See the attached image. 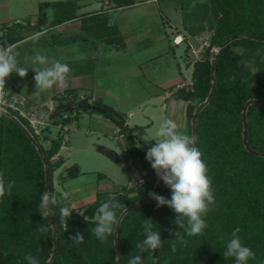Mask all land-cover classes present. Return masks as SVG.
Wrapping results in <instances>:
<instances>
[{
	"label": "trees",
	"instance_id": "1",
	"mask_svg": "<svg viewBox=\"0 0 264 264\" xmlns=\"http://www.w3.org/2000/svg\"><path fill=\"white\" fill-rule=\"evenodd\" d=\"M73 1H40L33 23L29 19L1 22L0 41L7 46L21 37L17 28L43 26L49 6L54 9L53 24L72 17L75 7L67 3ZM114 2L123 6L134 0ZM197 2L196 11L193 14L189 8L182 25L188 33L201 34L197 9L204 10L210 45L193 63L192 87L176 89L187 100L190 125L182 139L189 157L179 168L182 185L148 192L123 184L115 193L98 191L82 211H75L53 185V172L62 162L53 156L62 133L50 137L42 129L41 137L49 140L44 144L24 117L11 109L9 114L0 110V264H45L54 245L50 264H115L118 258V264H264V155L260 153L264 151V39L242 36L264 37V0ZM211 45L218 50L212 52ZM210 92L195 122L201 179L187 192L199 173L191 117ZM252 98L261 102H248ZM56 100L57 106L75 102L65 95ZM94 104L103 107L119 127L126 155L143 162L144 151L123 113L99 101ZM243 110L249 148L243 142ZM75 111L79 107L51 121L69 123ZM45 166L50 176L46 210ZM153 177L149 170L144 186L151 185ZM141 199L139 205L130 206Z\"/></svg>",
	"mask_w": 264,
	"mask_h": 264
},
{
	"label": "crops",
	"instance_id": "2",
	"mask_svg": "<svg viewBox=\"0 0 264 264\" xmlns=\"http://www.w3.org/2000/svg\"><path fill=\"white\" fill-rule=\"evenodd\" d=\"M152 2L134 0L121 6L115 5L114 0H74L67 6L75 7V14L54 24L50 22L54 18V9L49 6L47 22L43 26L17 28L21 37L7 45L5 60L9 85L26 93L38 105L51 103L52 108L58 107L56 98L65 95L67 99H74L73 103L99 101L123 113L137 146L144 151L143 162L128 157L121 137V152L125 154L126 164L135 165L139 176L151 170L159 177L160 169L174 173V169L189 158L182 141L190 132L187 100L177 95L175 83L192 76L193 63L187 55L185 40L181 50L178 45L182 42L173 41L175 35L186 37L190 34L182 25L184 15H180L174 5L176 15H170L163 6L158 4V8ZM135 7L148 13L157 8V12L152 10L159 24L154 36H150L143 25L150 17L145 16L146 20L139 21L136 17L140 15L127 13ZM10 19L7 11L2 14L0 23ZM35 19L36 15L29 19L30 23ZM81 98L87 101H79ZM92 111L73 112L67 123L69 129L78 128V121L82 120L85 131L98 134L97 138L101 134L109 135L111 125L109 128L101 126L107 117L105 109ZM110 120L113 123L111 134L115 137L119 135V127ZM46 132L55 137L59 128L54 136L49 133V128ZM143 135L145 139H142ZM64 146L65 143H61L53 156L62 159L57 169L64 163L60 156ZM97 152L109 160H121L111 142H102ZM75 165L68 167L72 175L78 171ZM73 169L74 173H71ZM173 177L168 175L164 181L169 179L172 183ZM53 185L65 197L54 181ZM65 193L68 195L67 191ZM86 204L71 208L82 210Z\"/></svg>",
	"mask_w": 264,
	"mask_h": 264
},
{
	"label": "rangeland",
	"instance_id": "3",
	"mask_svg": "<svg viewBox=\"0 0 264 264\" xmlns=\"http://www.w3.org/2000/svg\"><path fill=\"white\" fill-rule=\"evenodd\" d=\"M197 1H203V0H153L152 5L160 4L163 6V9L168 14L176 15V11H174L173 6L174 5L177 9V12L181 15H184V19H186V14L188 9L193 12L195 8V3ZM40 0H8V1H2L0 0V18L2 14H5L7 11H9L10 18L12 19H19V20H28L31 19L33 16L37 14L38 11V3ZM198 3V2H197ZM192 6V8H191ZM145 7V6H143ZM159 8V7H158ZM157 8L151 9V13L145 12L143 8L141 7H135L127 10V13L130 15H140L136 17L139 21H144L147 18L150 17L146 24H143L147 30L150 36H154L159 30V24L156 23L157 19L155 17V12ZM197 9V8H196ZM154 10V11H152ZM201 11V12H200ZM204 10H201V8L197 9V13L200 14V21L197 24H201L202 35L209 36L211 29L207 27L208 25V19L205 17L203 18V12ZM157 12V11H156ZM139 13V14H138ZM148 13V14H147ZM152 17V18H151ZM196 24V25H197ZM194 25V24H193ZM167 28V26H166ZM0 33V37L1 34ZM183 46V42L178 45V50H181ZM0 47H4V44L0 41ZM27 58L26 60H28ZM26 95V93L22 92ZM28 96V95H27ZM37 104V103H36ZM95 105V104H94ZM78 107V106H77ZM100 107V106H99ZM92 110L90 109H84L79 107L80 113H91ZM93 113H98L97 111H92ZM58 115V114H57ZM57 115L53 116V118L57 117ZM102 117H106L103 113ZM51 119L45 118L43 122H40L39 126L44 131H46L47 128H49V133L54 136L57 133L58 128L56 125L51 121ZM78 121V120H77ZM75 121V123L77 122ZM88 121V120H87ZM90 121V120H89ZM89 123V122H88ZM111 123V124H110ZM93 124V123H92ZM112 122L110 118L107 116L102 123V127L109 128V135H99V138H97L96 133L85 131L83 125L84 122L81 120V122L78 121V128L74 130H67V140L65 141V146L61 149V157L64 158V163L61 165L59 169H56L53 172V181L56 183L57 188L61 191V193L65 196L66 202L70 207L73 206H82L90 201L93 200L95 197V194L99 190H105L108 192L115 193L116 190L119 189V186L123 184H129L133 185L135 189L140 188L146 189L148 192H152L162 186H167L169 188H177L182 185V182L179 180V168L174 169V173L168 174L166 171V168L160 169V178L153 177V182L149 186H144L146 182V177L148 175V172H143L141 176H139V171L135 165H128L126 164V157L125 154H123L121 151L122 142V136L116 134L114 137L113 134H111L112 131ZM62 130L59 129V132ZM37 134V133H36ZM111 134V135H110ZM39 139L44 143L47 144L49 140H45L43 137H41L42 132L39 134ZM120 139V140H119ZM142 139H145V135L142 136ZM106 141L107 143L111 145H114L116 150L119 152L121 160L116 162L109 160L108 158L102 156L97 152L98 147L101 145L102 142ZM172 146V145H171ZM174 150V149H173ZM54 159V158H53ZM129 163V162H128ZM76 164L78 171L76 174L72 175L69 173L70 168L69 166ZM183 165V164H182ZM102 173V174H101ZM168 175H174V180L172 183H169V179L165 182L164 179ZM141 177L143 179H141ZM168 184V185H166ZM65 191H67L68 195H66ZM133 191L132 193H134ZM182 194H178L176 196L180 197ZM83 210V209H82ZM82 210H75V211H82ZM94 218L103 220V218H100L97 214L94 215Z\"/></svg>",
	"mask_w": 264,
	"mask_h": 264
},
{
	"label": "built area",
	"instance_id": "4",
	"mask_svg": "<svg viewBox=\"0 0 264 264\" xmlns=\"http://www.w3.org/2000/svg\"><path fill=\"white\" fill-rule=\"evenodd\" d=\"M179 37V38H178ZM185 40V46L187 50V55L190 57L191 63H194L196 60L201 59L202 52L205 47L210 45L208 36L202 34H188L186 37L175 35L173 37V41L175 43H180ZM7 46L0 47V108L4 110H14L19 115L24 117L29 125L33 128L35 133L39 134L41 132V128L39 126L40 121L36 118V110L38 104H36L29 96L23 94L17 88L10 86L7 79V63L5 60L6 57ZM210 50L212 52H216L218 50V46L211 45ZM192 87V77L187 78L183 81H179L175 83V87ZM50 107L51 103H50ZM58 128L61 129L62 133V143H65L67 140V130L69 126L67 123H58ZM122 136V134H120ZM161 176L157 177L160 178ZM141 179H143L141 177Z\"/></svg>",
	"mask_w": 264,
	"mask_h": 264
},
{
	"label": "water",
	"instance_id": "5",
	"mask_svg": "<svg viewBox=\"0 0 264 264\" xmlns=\"http://www.w3.org/2000/svg\"><path fill=\"white\" fill-rule=\"evenodd\" d=\"M242 36L251 37V38H255V39H264V37H261V36H258V35H254V34H242ZM232 38H234V36L230 37L229 39H226L221 44L223 45V44L228 43L229 40L232 39ZM210 94H211V92L207 95V97H206V99L204 101H202L201 103H199L197 105V107H196V109L193 112L192 117H191V138H192V142H193L194 151H195L196 157H197V162H198V166H199V173H198V180H197L196 184L192 188H190L187 192H190V191L194 190L199 185V182H200V179H201L202 163H201V158H200V155H199V152H198V145H197V141H196V124H195V122H196V117H197L198 111L207 102V100L210 97ZM248 102H261V101H259L258 99L252 98ZM261 103L264 104V102H261ZM77 106L87 107V108H91V109H94V110H104V109H102V108H100V107H98V106H96L94 104H91V103H71V104H68V105L58 106V107H55V108H51L50 105L47 104V103H42V104L38 105V107H37L36 118L39 119L40 121H43L45 118L51 119V118H53V116H55V115H57V114H59L61 112H65V111L74 109ZM0 110L3 111V112H6L8 114L10 113L9 111L1 109V108H0ZM242 118H243V127H244V129H243V142H244L245 146L247 148H249V145H248L247 140H246V127H247V124H246V120H245V112H244V110H243ZM32 140L36 144H38V142H37V140L35 138H32ZM39 152L42 153L40 148H39ZM260 153L262 155H264V151L260 152ZM43 160H45L44 157H43ZM74 170L75 169L71 170V173H74ZM49 184H50L49 170H48V167L45 166V189H44V197H43V207H44L45 210L47 208L45 200H46V193L48 191ZM152 200H161V199L160 198H154ZM143 201H144V199L138 200V201L132 203L130 206H137L140 203H142ZM130 206L126 207V209H128ZM46 217L49 218V214L48 213H46ZM118 224H119V219L117 220L116 225H115V229H114L115 233L117 231ZM53 241H54V244H55V242H56V240H55V231L53 232ZM55 250H56V248H55V245H54L53 250H52L51 258L53 257V255L55 253ZM51 258L49 260H47L45 262V264H50ZM118 261H119V258L117 259L115 264H118Z\"/></svg>",
	"mask_w": 264,
	"mask_h": 264
}]
</instances>
